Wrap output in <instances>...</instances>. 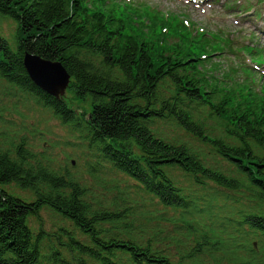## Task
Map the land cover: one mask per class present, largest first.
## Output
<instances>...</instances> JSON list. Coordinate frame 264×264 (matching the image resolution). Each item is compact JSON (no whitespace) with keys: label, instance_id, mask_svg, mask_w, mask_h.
<instances>
[{"label":"trees","instance_id":"trees-1","mask_svg":"<svg viewBox=\"0 0 264 264\" xmlns=\"http://www.w3.org/2000/svg\"><path fill=\"white\" fill-rule=\"evenodd\" d=\"M97 2L0 0V19L15 25L10 40L0 32V79L80 130L97 169L131 180L175 229L136 232V213L115 205L129 204L126 195L97 201L67 174L34 163L22 140L13 150L0 146V264H264V93L208 81L199 67L202 49L167 41L154 27L161 19L142 30L126 9ZM25 53L61 63L70 100L30 80ZM69 101L88 106L77 111ZM207 118L218 129H208ZM166 121L226 165L161 136L156 124ZM44 209L74 230L43 228ZM166 237L180 243L176 253L159 246Z\"/></svg>","mask_w":264,"mask_h":264},{"label":"rangeland","instance_id":"rangeland-1","mask_svg":"<svg viewBox=\"0 0 264 264\" xmlns=\"http://www.w3.org/2000/svg\"><path fill=\"white\" fill-rule=\"evenodd\" d=\"M138 4L148 3L156 5L158 9L170 12L168 14L176 15L189 11V17L182 15L185 18L184 21L191 19L200 30L212 34L215 38L220 39L222 37L235 39L230 44V51H227V44L224 40L218 43L217 47H220L222 52L212 55L211 62L212 73L214 76L232 81L242 80L241 68L248 63L254 66L253 70L258 74V78L254 74V78L257 81L264 83V60L262 64L253 65L249 62L248 56L243 53H235V48L240 47L241 43L249 39L248 32H256L254 40L257 39L258 47L261 52L264 53V4L256 5L255 1L251 2L254 6V11L248 8V13L238 18L237 24L234 23L232 17L228 12L224 11L223 1L226 0H199L196 2H187L186 0H133ZM129 3L133 4L132 0ZM144 7V6H143ZM146 7V6H145ZM239 9V8H238ZM236 9V11L238 10ZM153 15V11L148 8ZM259 12V15L257 13ZM223 12L222 15H219ZM255 14V15H254ZM155 15V12H154ZM260 19H258L259 17ZM170 19V18H169ZM179 20V18H177ZM166 24L163 25L165 28ZM193 26V25H191ZM174 27V26H173ZM188 27H190L188 25ZM14 22L10 19H0V32L6 37L11 38L14 33ZM195 28L191 27L190 30ZM242 30L237 33V30ZM142 30H144L142 28ZM172 31L169 29V33ZM178 33L175 32V35ZM231 35V36H230ZM201 36L198 34L197 37ZM169 41H173L174 35L168 36ZM254 42V41H253ZM245 73V72H243ZM62 98L70 100V97L64 92ZM71 105L77 111L84 109L88 103L80 101H70ZM0 146L4 150H13L14 146L24 140L29 151L34 155V163L41 161L40 164L50 165V169L59 173H65L73 180L77 181L83 188H86L87 194L93 196L97 201L110 200L115 197L126 195V198L130 201L129 204L122 202H116V206L127 207L130 212H135L137 220H139L142 227L137 228V231H143L147 235L152 234L154 231L161 230H173L174 224L164 221L162 216L159 215L162 208L154 205L143 193L134 187L132 181L125 176L118 173L108 171L95 166V157L86 148L85 141L77 137L75 131H71L66 125H62L48 110L43 108L40 104H36L29 95L24 94L18 89L7 85L0 79ZM206 116L205 114H203ZM206 118V117H205ZM208 119V118H207ZM205 125L208 129H218V124L215 120L208 119L205 121ZM157 132L166 138L185 142L196 150H200L207 157L211 163L222 162L216 156L213 151L209 149L205 143L201 142L197 138L182 132L173 122H157ZM219 134V131H216ZM38 163V162H37ZM223 164V162H222ZM225 166V164H223ZM181 186L187 188L188 184L180 180ZM7 189L16 195L30 198L26 191L20 190L15 185H9ZM122 192V193H119ZM229 197L235 198L240 196L238 192H225ZM228 205V203L226 202ZM230 204V203H229ZM215 213V212H214ZM212 222L218 224V221H214V217L210 218ZM42 227L49 230L54 227H66L74 230L72 224L63 220L60 216L55 215L48 209L41 211ZM228 233H231L230 229H227ZM75 233L80 236L78 230ZM174 234L177 235L175 231ZM141 234V236H146ZM169 235V234H168ZM172 235V234H171ZM160 247H165L167 251L176 253L181 248L176 238L165 239L159 241ZM187 264H199L190 263Z\"/></svg>","mask_w":264,"mask_h":264},{"label":"water","instance_id":"water-1","mask_svg":"<svg viewBox=\"0 0 264 264\" xmlns=\"http://www.w3.org/2000/svg\"><path fill=\"white\" fill-rule=\"evenodd\" d=\"M23 66L32 82L46 93L56 97L64 93L70 75L60 62L25 53Z\"/></svg>","mask_w":264,"mask_h":264}]
</instances>
